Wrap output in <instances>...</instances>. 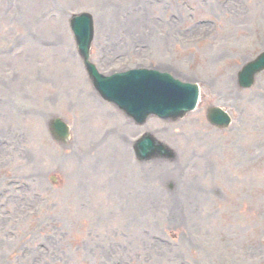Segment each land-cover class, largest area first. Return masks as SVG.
<instances>
[{
    "label": "rangeland",
    "instance_id": "374dc122",
    "mask_svg": "<svg viewBox=\"0 0 264 264\" xmlns=\"http://www.w3.org/2000/svg\"><path fill=\"white\" fill-rule=\"evenodd\" d=\"M79 11L94 16L92 60L101 71L156 67L202 85L201 104L185 120L153 118L144 127H133L132 138L152 131L178 157L172 163L136 166L131 152L122 155L123 189L122 180L119 186L112 180L114 171L106 176L108 190L103 192L80 169L82 158L90 156L80 150L93 138L91 150L101 141L115 145L114 125L102 124L105 120L96 115L78 117L72 126L73 115L61 111L62 102H57L70 94L61 88L60 72L83 73L92 90L68 26L69 15ZM263 49L264 0H0V264H226L216 247L220 234L235 237L239 232L253 242L248 246L256 256L257 241L264 238V74L249 89L234 83L224 91L217 84L234 79ZM212 103L233 113L229 129L215 131L207 123L205 110ZM39 112L34 130L25 122ZM52 116L70 124V145L51 137L47 122ZM191 120L202 127L201 133ZM82 124L86 129H80ZM239 131L249 139L261 136L253 152H243L244 165H235L223 144L222 134ZM33 140L40 142L38 147ZM99 152L111 151L102 147L92 152L93 170L105 158ZM191 158L196 160L193 172ZM108 159L110 165L117 161ZM219 178L228 179L226 186L211 183ZM237 178L248 182L249 191L243 189L240 196L249 193L260 200L256 213L231 203L228 191L239 192L232 188ZM191 185L200 199L191 200ZM61 196L66 203L58 215L51 210ZM75 210L83 219L77 225L70 220ZM258 252L263 258L258 264H264V247ZM238 258H246L245 253Z\"/></svg>",
    "mask_w": 264,
    "mask_h": 264
},
{
    "label": "bare ground",
    "instance_id": "6f19581e",
    "mask_svg": "<svg viewBox=\"0 0 264 264\" xmlns=\"http://www.w3.org/2000/svg\"><path fill=\"white\" fill-rule=\"evenodd\" d=\"M75 69L71 68V71H73ZM60 78H61V87L64 88H68L67 92H69L70 89V94L65 93L63 94V100L62 103L60 105L59 108H61V110H67L70 114H72L73 116H78L81 114H85L87 116H92L95 113L98 112H102L104 110V106H102L99 102H97L94 97L91 95V93L89 92L85 82L82 80L81 78V74L80 73H75L72 76H67L65 75L63 72H60ZM223 88L227 89L228 88V83L224 82L221 85ZM13 115L15 113H12ZM20 117H24V119L28 120V118H30V116L28 115H24V114H20ZM26 117V118H25ZM31 119H38L37 117H32ZM39 120V119H38ZM261 136H258V139H260ZM261 145H264V142H260ZM32 144H36L35 146L38 147L40 142L37 140H33ZM244 147H247L249 145V142L246 141L243 143ZM50 147V146H49ZM50 148L47 149V151H49ZM38 154H40L42 151L40 149H37ZM112 155H115L118 157V155L116 154V152H111ZM105 163L110 164V162L106 159H104ZM223 162H225L223 160ZM116 163H120V160L117 158ZM119 175V174H118ZM216 181V179H214ZM222 183L223 181L220 180ZM194 188V186L191 185V189ZM199 196V193L196 192L195 190H191V200H195L197 197ZM62 197V196H61ZM65 198L62 197L57 205L51 210L52 213H56L58 215H62L65 209ZM260 202H256V203H252L250 205H258ZM247 204V203H244ZM180 208H177L176 212L179 210ZM191 209H192V202H191ZM71 217L70 220L71 221H75L74 225H77L79 222H81L83 219L80 215L79 210H75L71 213ZM179 219L181 218V216H177ZM70 221V222H71ZM51 223H56L55 220H51ZM56 225H60V224H56ZM46 228H48L50 230L51 225L49 223H47L45 225ZM76 228V226H75ZM220 246H217L218 251L221 255L222 260H224V262H226L227 264H235V259H237V255L240 252H244L245 253V257H249V259L252 261L249 262V259H247L246 264H257V260L255 259V256L252 254L251 250L244 248V242L240 241L237 242L235 241L234 237L229 236V235H225L224 233L220 234ZM227 243V244H226ZM226 244V245H224Z\"/></svg>",
    "mask_w": 264,
    "mask_h": 264
},
{
    "label": "water",
    "instance_id": "95a60500",
    "mask_svg": "<svg viewBox=\"0 0 264 264\" xmlns=\"http://www.w3.org/2000/svg\"><path fill=\"white\" fill-rule=\"evenodd\" d=\"M82 17L80 16V17H75V19L77 20V19H81ZM90 68H91V66H90Z\"/></svg>",
    "mask_w": 264,
    "mask_h": 264
}]
</instances>
